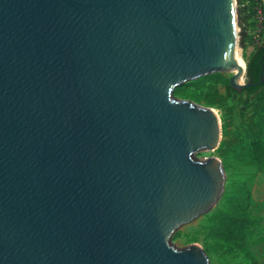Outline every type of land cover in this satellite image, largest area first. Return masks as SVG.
Instances as JSON below:
<instances>
[{
    "label": "water",
    "instance_id": "1",
    "mask_svg": "<svg viewBox=\"0 0 264 264\" xmlns=\"http://www.w3.org/2000/svg\"><path fill=\"white\" fill-rule=\"evenodd\" d=\"M231 1L0 0V264H210L170 239L222 196L194 157L222 128L174 92L264 83L228 62Z\"/></svg>",
    "mask_w": 264,
    "mask_h": 264
},
{
    "label": "rangeland",
    "instance_id": "2",
    "mask_svg": "<svg viewBox=\"0 0 264 264\" xmlns=\"http://www.w3.org/2000/svg\"><path fill=\"white\" fill-rule=\"evenodd\" d=\"M248 36L249 34H247ZM263 45L264 42H261L260 46ZM239 52L246 64L249 55H246L245 51L243 52L240 48ZM219 74L225 77L226 83L222 84L217 80L205 81L196 90L201 100L194 103L214 110L221 127L223 124H227V130L231 134L240 135L244 143H248V118L253 112L254 102L246 92L234 91L229 87V79L233 73ZM197 80L187 82L181 87L193 90ZM246 80L247 78L244 76L243 81L246 82ZM207 97L218 101V104L212 107L206 106ZM175 98L186 100L176 95ZM194 157L198 160L211 157L219 159L216 150L212 152L199 151L195 153ZM224 177V190L230 181H238L245 183L250 191V205L247 211L248 222L245 224L243 232L237 237L238 240L233 238L235 234L230 229L231 226L220 230L218 235L205 239L213 226L209 218L218 204L221 203L220 198L208 213L180 226L172 235L170 245L177 250L196 245L204 251L210 264H264V163L258 167L229 168L224 170Z\"/></svg>",
    "mask_w": 264,
    "mask_h": 264
},
{
    "label": "trees",
    "instance_id": "3",
    "mask_svg": "<svg viewBox=\"0 0 264 264\" xmlns=\"http://www.w3.org/2000/svg\"><path fill=\"white\" fill-rule=\"evenodd\" d=\"M235 3L239 29L238 46L244 52L246 46L252 44L249 32L253 30L254 26L253 8L255 2L254 0H235ZM247 34H249L248 37ZM261 68L264 78V45L255 46L254 51L246 59L247 76L252 83H259ZM210 80H217L222 84L226 83L225 77L216 73L198 79L196 85L193 86V90L187 87L177 88L174 95L182 99L199 102L201 98L196 90L205 81ZM242 91L246 92L248 97L254 102L253 112L248 118L247 133L249 134V142L244 143L240 135L231 134L227 130V124L222 125V140L216 151L224 170L235 167H258L264 163V83ZM205 102L206 106L210 107L218 104V101L211 99V97H207ZM220 200L221 203L218 204V207L209 218L213 226L205 239L218 235L220 230L231 226L230 229L235 234L233 238L238 240L237 237L243 232L242 230L248 222L247 211L250 205V191L245 183L230 181ZM235 240L233 241L237 242Z\"/></svg>",
    "mask_w": 264,
    "mask_h": 264
},
{
    "label": "bare ground",
    "instance_id": "4",
    "mask_svg": "<svg viewBox=\"0 0 264 264\" xmlns=\"http://www.w3.org/2000/svg\"><path fill=\"white\" fill-rule=\"evenodd\" d=\"M238 26L235 17V6L231 1V42L228 53V62L229 64L236 65L241 71H245V62L240 55L239 46H238ZM233 73V75H237L239 71L237 69L227 72ZM232 75V76H233Z\"/></svg>",
    "mask_w": 264,
    "mask_h": 264
},
{
    "label": "built area",
    "instance_id": "5",
    "mask_svg": "<svg viewBox=\"0 0 264 264\" xmlns=\"http://www.w3.org/2000/svg\"><path fill=\"white\" fill-rule=\"evenodd\" d=\"M254 17H253V30L250 32L252 38V45L259 46L261 44V35L263 31L264 15L262 11V5L264 0H254Z\"/></svg>",
    "mask_w": 264,
    "mask_h": 264
},
{
    "label": "crops",
    "instance_id": "6",
    "mask_svg": "<svg viewBox=\"0 0 264 264\" xmlns=\"http://www.w3.org/2000/svg\"><path fill=\"white\" fill-rule=\"evenodd\" d=\"M262 11H263V15H264V2L262 5ZM261 42H264V27H263V31H262V35H261ZM253 51H254V47L251 44L246 46V49H245L246 55H250Z\"/></svg>",
    "mask_w": 264,
    "mask_h": 264
}]
</instances>
